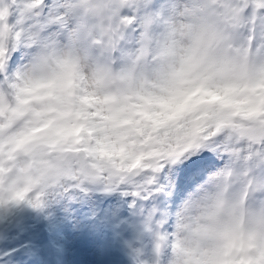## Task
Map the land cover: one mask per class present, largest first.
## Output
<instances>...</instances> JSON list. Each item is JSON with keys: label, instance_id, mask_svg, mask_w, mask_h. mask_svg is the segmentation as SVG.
<instances>
[{"label": "clouds", "instance_id": "clouds-1", "mask_svg": "<svg viewBox=\"0 0 264 264\" xmlns=\"http://www.w3.org/2000/svg\"><path fill=\"white\" fill-rule=\"evenodd\" d=\"M145 2L67 0L73 27L54 43L20 25L16 110L0 122V198L22 192L20 202L39 207L84 184L131 186L134 196L160 158L213 138L223 163L160 218L149 209L151 250L132 253V264H264V155L255 151L264 75L247 47L252 14L264 9L253 8L256 0ZM121 49L135 52L127 77Z\"/></svg>", "mask_w": 264, "mask_h": 264}, {"label": "snow or ice", "instance_id": "snow-or-ice-1", "mask_svg": "<svg viewBox=\"0 0 264 264\" xmlns=\"http://www.w3.org/2000/svg\"><path fill=\"white\" fill-rule=\"evenodd\" d=\"M6 9H0V14L6 19L0 22V30H6L7 40L0 41V122L8 118L9 113L16 110L10 98V85L12 71L18 60L21 58V37L16 35L20 31V25H29V30L34 32L33 39L44 42H55V38L64 31L73 27L72 22L66 12L67 0H55L48 4L46 0H6ZM155 0L151 3L146 0L145 8H155ZM254 9H264V0H256ZM15 36V43L13 37ZM88 34L85 33V39ZM146 33L140 31L137 42L141 43ZM248 51L255 56L257 71L264 75V14L253 12L251 24L248 29ZM113 43L118 46L119 39H114ZM122 53L129 58L130 68L125 69L124 76L134 71L136 60L135 52L131 49H121ZM140 49H136L139 52ZM134 96L140 93L136 87L131 88ZM258 155H264V136H261L255 145ZM221 154V146L213 138L203 142H197L192 148L182 155L162 157L151 169V175L139 185L140 190L144 189L149 195L167 194L169 190L185 193L193 185L204 178L205 173L216 168L217 156ZM127 179V178H126ZM133 182L140 181V176H132ZM2 188V186H0ZM140 190L134 192V196H141ZM22 192H17L11 200L0 198V206L9 203L20 202ZM147 199V196H141ZM36 207V205H32ZM152 246V243H151ZM132 253L142 254V249L135 248Z\"/></svg>", "mask_w": 264, "mask_h": 264}, {"label": "bare ground", "instance_id": "bare-ground-1", "mask_svg": "<svg viewBox=\"0 0 264 264\" xmlns=\"http://www.w3.org/2000/svg\"><path fill=\"white\" fill-rule=\"evenodd\" d=\"M55 2V1H54ZM218 163L216 167L221 164V159L217 156ZM85 192H87V198L89 200L90 206L92 208H97L95 204V193L92 191V188L96 186L92 185H83ZM125 189L130 192L132 190L131 186H124L118 190ZM115 190V191H118ZM68 189L62 193L60 196H57L53 193L46 195L44 198L47 200V204L50 206V211H53L55 215L58 217L59 222V234H55L53 237H57L55 241L60 243L62 246L68 249L67 254L64 257V264H104L107 262L106 260H119V259H127L128 256L132 255V250L135 248H140L143 251V254L147 256L151 250L152 238L148 231L144 228V220L147 217V212L149 211L148 202L152 203L151 200H142L139 198V206L146 207V211L143 212V217L140 219L134 220L129 212L124 213L119 208V203L115 199H108L112 203L113 207V215L115 216H124L127 218L129 222V226L125 227L122 223H119L117 229H112L111 233L112 237H107L105 243L109 244V250L105 249L101 244L100 232H98L99 239L96 240L91 236H85L81 230L79 229V221L80 216L77 214L78 212L73 211L71 209V204L66 199ZM115 191L111 197H114ZM145 191L141 189L140 192ZM183 196V193L177 192L175 203ZM80 195L76 198V201L80 199ZM152 198V197H151ZM164 197L158 198L159 202V212L153 214L155 221L160 218L163 214V204L165 201H162ZM127 201L131 204L130 197L128 196ZM23 209V202L18 203H9L4 206H0V218L6 219L9 214H11L14 210ZM129 210H131V206H129ZM98 218H102L103 212L102 210L97 209ZM82 215V213H81ZM68 217H72L73 221L71 225L67 224L66 219ZM28 222L30 223L27 234H30L29 238L35 242L34 246H31L32 251L37 252L39 256L47 252L49 250L46 249L45 243L41 238V235L38 231V224L36 222V217L34 213L30 214ZM103 223L112 224L110 220L105 219ZM93 221L89 222L87 229L93 232V235H97L93 228ZM38 231V238L36 239L34 235L35 231ZM104 239V235H102ZM114 241V243H112ZM21 252V249H18ZM2 250H0L1 252ZM19 252H13L14 256L17 257ZM26 252V251H23ZM10 258V257H9ZM19 263H22L21 258H16ZM26 264V263H23Z\"/></svg>", "mask_w": 264, "mask_h": 264}, {"label": "rangeland", "instance_id": "rangeland-1", "mask_svg": "<svg viewBox=\"0 0 264 264\" xmlns=\"http://www.w3.org/2000/svg\"><path fill=\"white\" fill-rule=\"evenodd\" d=\"M22 217H24V215L16 216V219L14 221L11 220V221H7V222H2V226L0 227V233L3 231L4 235L1 236V234H0V242L2 241V239H6L5 230L7 229V226L9 228L20 227V229L22 230V226H21L23 224ZM17 224H18V226H15ZM16 234H12V237L15 236Z\"/></svg>", "mask_w": 264, "mask_h": 264}]
</instances>
